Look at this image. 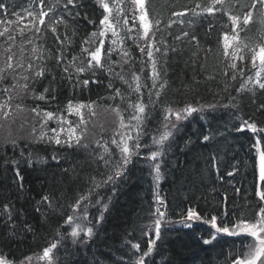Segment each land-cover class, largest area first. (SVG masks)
Masks as SVG:
<instances>
[{
    "label": "trees",
    "instance_id": "16d2710c",
    "mask_svg": "<svg viewBox=\"0 0 264 264\" xmlns=\"http://www.w3.org/2000/svg\"><path fill=\"white\" fill-rule=\"evenodd\" d=\"M51 2L53 0H49ZM207 2L208 0H146L150 18L161 21L155 40L166 41L169 46L166 56L157 54L165 88L159 90L158 98L155 95L151 97L156 104L154 110L149 105L151 119L147 123L148 134L142 138V143L149 147L140 148V154L134 156L128 164L123 178L118 179L114 185H107L100 190L101 197H96L102 198L108 208L104 211L102 223L95 226V235L86 245L73 244L69 236L71 229L64 221L67 215L74 214L72 205H75L80 195L87 193L90 178L100 179L99 174L104 171V165L98 159L103 152L99 145L103 144L99 141L87 147L82 145L69 149L47 143L46 140H28V135L27 138H16L9 135L4 137L1 133L0 253L6 258L19 263L26 257H38L42 255L44 247L60 241L61 237L67 239L54 249V264H132L135 257L141 254L131 248L132 244L139 243L142 251H147L149 239H155L144 234V228L153 212L155 185L147 157L150 149L157 150L152 144L151 136H156V130L161 128L165 107L180 109L187 104H236V108L218 107L214 111H207L202 114L206 117L204 120L200 119V115L193 114L181 123L180 131L175 133V140L161 165L162 178L158 186L166 218L179 220L181 213H186L189 207L197 209L208 219L216 215L219 226H223L221 221L231 226L240 217L251 219L255 216L258 204H264L258 202L255 195L258 171L253 144L256 137L250 131H235L233 125L239 127L243 119L251 118L260 127H264V112L260 111V105L264 104V89L254 86L249 88L252 91L236 92L249 75H238L236 80L231 79V70L227 68L231 61L223 56L221 45L223 33H231L227 16L220 12L213 15L203 13L198 17H194L191 12H187L184 17L172 15L173 12L195 8L197 3ZM230 2L235 4L236 0ZM250 2L251 0H240V3ZM0 3L8 8L3 16L11 20L16 18V13H27V10L33 8L39 10L38 0L35 4L33 0H0ZM83 3L85 8L80 9L81 15L87 11L98 25L102 9L94 0H83ZM246 10L239 9L241 13ZM45 19V25H38L42 32L27 34L35 46H43L44 59L36 63L47 69L43 77H36L27 83L29 87L26 91L30 95L23 96V99L27 104L30 102L31 108L39 105L42 109L61 112L67 102L72 100L74 103L99 104L110 108L120 105L122 109H127L128 102L138 98L136 94L129 95L128 85L119 79L113 82V88H109V74L99 69L95 76L91 72L80 76V79L98 80L99 83L90 82L87 86H77L70 82L63 71V65L58 66L56 63L60 44L48 27L51 21L47 17ZM170 23L169 28L167 26ZM73 27L71 21L67 31L64 25H59L58 34L61 39L65 34L71 35ZM260 29L257 12L246 30L240 33L241 39L246 35L253 36L256 37L254 42L259 44L263 39L258 36ZM95 30L87 21H79V31L68 45L70 51L66 54L65 63L72 56L80 54L83 39ZM182 32H188L190 36L176 40ZM191 35H195L197 40H191ZM128 46L132 48L131 56L135 63L124 65V72L129 80L131 71L142 77V83L146 87L140 98L148 103V88L152 85L149 79L151 68L146 67L141 73V64L147 61V57L142 60L137 48L132 44ZM173 47L175 51H171ZM27 57L23 53L26 65ZM249 61L250 55L244 62L237 61L241 67L247 65L246 73L250 72ZM114 70L120 71V64L116 63ZM225 71L229 73L227 76L224 75ZM75 79L73 72V80ZM45 88L49 90L45 94L46 99H35V95L43 93ZM114 88L124 92L127 97L125 103L121 104L119 97L113 99ZM232 97H235V101ZM124 114L127 117L128 113ZM209 130L217 135L212 141L202 145L199 139ZM6 138L16 139L18 146L13 148L11 144H6ZM189 138L192 142L186 144ZM211 154L220 158L219 171L206 163V157ZM29 156L31 164L28 162ZM5 160L9 163L6 164ZM13 160L18 162L22 180L16 176L17 166L11 163ZM229 172L233 175L229 176ZM44 196L49 197L51 207L47 202H42L41 198ZM6 204L11 206V220L9 214L3 211ZM76 211L80 214V209ZM87 211L88 219L95 221L101 209L89 205ZM26 225L31 227V231H28ZM209 236V228L200 224L191 228H162L156 250L151 258H146L147 264H153V261L155 264H227L231 259L229 252H235L242 240H250L243 236H223L209 245L203 244V239ZM78 239L82 241L85 237L81 235Z\"/></svg>",
    "mask_w": 264,
    "mask_h": 264
},
{
    "label": "snow or ice",
    "instance_id": "6c2138e0",
    "mask_svg": "<svg viewBox=\"0 0 264 264\" xmlns=\"http://www.w3.org/2000/svg\"><path fill=\"white\" fill-rule=\"evenodd\" d=\"M37 0H33L35 4ZM39 10L33 8L27 10V16L16 13V20L13 21L7 16H3V13L8 12V8L4 3H0V24H3V30H0V38H3L4 44L3 54L5 55L4 66L0 67V81L5 79V74L11 70L16 73V78L28 81L29 79H35L36 77H43L47 71L46 67L42 64L36 63V61L43 60L42 55L43 46H33L32 53L36 54L32 56L27 63V68H24L23 53L25 49L24 43L32 44V39L27 35L28 33H40L42 29L38 25H45L47 23L46 17L51 21L48 27L51 32L56 36V40L60 44L59 55L56 57V63L58 66L63 65V71L68 75L70 82H73L77 86H87L90 82L99 83L100 81H90L89 79H80V76L91 72L93 76L96 74V70H102L109 74L110 80L108 87L113 88V82L116 79L123 81L128 85V94H136L137 99L133 102H128L127 109H122L120 105H117L112 111L118 117V128L113 134L111 144L115 146V149L119 153L117 157L113 152L109 151L107 143L99 145L103 148V152L99 154L98 159L103 162L104 171L101 172L100 179L96 177L90 178L88 191L85 194L80 195L76 200L75 205H72V215H67L64 223L71 231L69 236L72 238L73 244L83 243L86 245L89 240L95 235V226L102 223L104 218V211L107 210L108 204L104 202L101 197V191L109 184H115L116 181L126 173L127 166L132 162L134 156H138L139 149L142 147H149L142 143L143 136L148 134L147 123L150 121V108H155V101L151 100V97L155 95L157 98L160 96V91L165 88V82L162 81V71L159 67L157 60V54L163 56L167 55L169 46L166 41H156V31L159 30L161 24L160 20L153 21L150 18V13L146 7V0H130V3H126V0H96V3L103 10L99 23L96 25L94 19H92L87 11L81 15L80 9L85 8L83 0H53L49 3V0H38ZM226 4L228 5L226 7ZM71 6V8L69 7ZM247 9L242 13L239 9ZM199 9L200 11H197ZM129 12H131V26ZM187 12H191L194 17H198L203 13L213 15L216 12H220L222 15L227 16L230 21L231 35L228 32H224L222 36L223 56L231 61L227 65V68L231 70V79L236 80L238 75L240 77L245 76L247 65L241 67L237 61L244 62L249 58L251 60V70H254V77L248 76L247 80L241 82L240 87L236 89L237 93H243L245 91H252L247 88L249 83L258 86L260 89H264V40H261L259 44L254 41L256 37L245 36L241 39L240 33L245 31L247 26L253 21L257 12L259 13V23L261 29L258 32V36L264 38V0H251L250 3H240V0H236L235 4H232L230 0H208L207 3H197L195 8L185 9L180 12H173V16L184 17ZM55 18V19H53ZM27 20L28 23L24 24ZM84 20L87 23L92 24L96 31L85 36L80 48V54L72 56L71 60L65 63L67 59V53L70 51L68 45L73 42V38L79 31V21ZM69 21L74 26L71 35L65 34L61 39L58 34V26L64 25L67 31ZM138 21V26L136 25ZM183 23V21H181ZM23 24V27H20ZM15 25V27H13ZM155 27V31H154ZM171 27V23L167 26ZM211 28V25H209ZM109 33L111 39L109 40ZM19 35L22 39L21 44V57L14 63L15 53L13 47L16 44V38ZM190 36L188 32H182L177 36L176 40H182ZM191 40H197L195 35H191ZM126 40H133L136 42L137 48L143 57L146 54L147 61H143L141 64L140 72L143 73L146 67L151 68V74L149 79L152 81V85L148 88V103L143 101V89L146 87L142 83V77L135 71H131V80H129L124 72V65L130 62L135 63L131 53L125 46ZM198 42V41H197ZM162 45V46H161ZM173 47L171 51H175ZM118 54L120 55V71H115L116 62L112 60V57ZM17 69H24V73H32L30 77L27 74H21L17 72ZM73 72L76 75V79L73 80ZM229 73L225 71L224 75ZM14 78V83L11 87L5 86L0 90L5 99L0 100V119H9L14 116L15 109L12 106L13 96L11 93L16 89L17 83ZM25 91L29 85L27 83L21 85ZM226 90V89H225ZM49 90L44 89L43 93L35 95L37 100H45L46 93ZM113 99L119 97L121 104L127 101V97L124 92L119 88L113 89ZM52 99H55L53 97ZM235 101V97H232ZM233 107L236 108V104L231 105H219L208 104L195 107L192 104H187L181 109H173L171 107H165L163 109L162 128L160 132L158 128L156 131L160 134L153 136L152 144L157 146V150H151L147 159L151 162V172L153 174L154 182L158 183L162 178L161 165L164 157L167 155L168 149L171 147L175 140V133L180 131L181 122L188 120L194 113H203L205 111H214L218 107ZM17 109H20V105H16ZM92 105H85L83 103H74L69 100L61 112H53L50 110L42 109L37 105L30 111L34 113L33 133L37 131L35 124L39 123V135L33 136V139L39 141H45L47 143H55L56 145L67 147L69 149L74 147H81L82 141L87 133V124L89 116L95 115L94 112H85V109H91ZM129 109L131 111H129ZM66 111L67 115L62 114ZM260 111L264 112V104L260 105ZM125 112L128 113L127 117ZM235 116V113H233ZM78 117V122H73L68 117ZM172 117L175 119L173 120ZM206 117L200 115V119L204 120ZM237 119H239L237 117ZM56 121L57 127H50V122ZM23 126V125H22ZM233 128L237 132L250 131L256 137L253 148L256 150V168L258 171V183L255 187V195L258 198V202H264V127H260L255 120L243 119L239 127L233 125ZM47 129V131L45 130ZM217 133H213L211 130L207 134H203L199 142L202 145H206L209 141H212ZM6 144H11L13 148L17 147V140L6 138L4 141ZM191 138L186 141V144H190ZM87 147V145H83ZM56 159V157H53ZM29 164L32 163L31 156L28 159ZM5 163H9L5 160ZM16 164L17 171L16 176L21 180L19 174L18 162L11 161ZM206 163L219 171L220 158L216 154H211L206 157ZM229 176L233 173L229 172ZM22 188V185H21ZM42 202H47L51 207L49 197L44 196L41 198ZM94 200V203H93ZM83 202V203H82ZM158 203H163L157 197ZM89 205L98 206L101 211L99 217L95 221L88 219L87 208ZM10 205H4L3 211L9 214V220H11ZM80 209V214H75L76 210ZM39 211V208H37ZM153 221L147 225V231L145 235H151L152 231L155 232V239H149L147 244V251H142L139 243H134L131 248L136 253H141L136 256L132 264H147L146 258H151L154 251L157 248V241L160 240L162 234V224L164 223L166 213L160 211L159 208L153 213ZM226 219V215H225ZM203 220L204 223L210 224L211 229L214 232L210 238L203 239V244L209 245L217 239L219 234H225L229 237L243 236L250 238L248 242L241 241V246L235 250V252H229L231 259L227 264H264V204H258V211L251 219L240 217L235 223L229 224L223 223V226H219L217 222V216L212 215L210 219L206 216H202L199 211L193 207H189L185 212L181 213L180 223L183 227L191 228L192 224ZM86 222V223H85ZM28 231H31V227L26 225ZM59 235V233H58ZM83 235L85 239L80 241L78 238ZM67 237H61L60 241L52 242L49 246L43 248L42 255L36 257L37 261H48V264H53V251L58 248V244L62 243ZM33 257H26L25 261L31 262ZM0 264H16L13 259L6 258V256L0 253ZM25 264V262H21ZM153 264L155 262L153 261ZM167 264V262H165Z\"/></svg>",
    "mask_w": 264,
    "mask_h": 264
},
{
    "label": "rangeland",
    "instance_id": "374dc122",
    "mask_svg": "<svg viewBox=\"0 0 264 264\" xmlns=\"http://www.w3.org/2000/svg\"><path fill=\"white\" fill-rule=\"evenodd\" d=\"M126 3H130V0H126ZM96 5H98V4L96 3ZM21 15L27 16V13H22ZM129 17H130V26H131V12H129ZM138 23L139 22L136 21L137 26H138ZM3 27H4V25L0 24V30H3ZM110 39H111V34L109 33V40ZM127 41H130V40H126L125 42H127ZM133 43L136 44V42H133ZM1 44L2 45H5V44L0 42V67H3L4 62H5V55L3 54V47H5V46H2ZM137 49L139 51V48H137ZM13 52L15 53V58H16V59H14V63H15V62H17V59L21 57V46L19 45V46L15 47V45H14ZM120 59H121V57L118 54H115L112 57V60L118 64L120 62ZM250 63H251V61H250ZM25 67H27L26 63H24V68ZM17 72H19L21 74H27L30 77L32 76V73H24V69H17ZM251 76L254 77V70H252ZM14 78H16V73L9 70L5 74V79L0 81V90H2L5 86L11 87L12 84L14 83ZM31 80L32 79H29L28 81H24L23 79L16 78L17 87L11 93V95L13 96L11 103H12L13 108L15 109V114L13 117H11L7 120L0 119V135H1V133H3L4 137L9 135V136H14L16 138H18V137L27 138L26 135H28V137H29L28 140H36V139H33L32 137L39 135V127H40L39 123L35 124L37 131L35 133H33L34 113H32L30 111L31 110L30 102H28V104H27V102H24V99H23V96L30 95V93L28 94V92L25 91L24 89H22V87H21V85L28 83ZM247 86H253V84L249 83ZM3 99H5V97L2 94H0V100H3ZM16 105H20L21 108L17 109ZM86 105H88V104H86ZM91 105H92V108L91 109H85V112L87 113V112L91 111V112H94L95 115L87 117L89 122L86 126L87 127V133H86V135L82 141V145L99 143V141H101V140H109L111 142V140L113 138V134L118 128V117L115 115V113L112 111L111 108H105V107H102L98 104H91ZM64 115H67L66 111H64ZM68 119H70L73 122H78L79 118L76 116H70V117H68ZM172 119L174 120L175 118L172 117ZM57 126L58 125H57L56 121L50 122V127H57ZM45 130L47 131V129H45ZM162 131H163V129H162ZM118 156H119V153H118ZM153 196H154V198H153L154 212L156 211L157 208H159L160 211H162V204L157 202V197L161 201L157 188L154 189ZM75 214H78V212L76 211ZM153 219H154V217L152 215V218H151V221L149 222V224L152 223ZM170 224L171 223L166 222L164 220V223L162 224V226H166V225H170ZM180 225H182V224L180 222H178L174 226H180ZM146 231H147V228L145 229V232ZM151 235H153V236L155 235L154 230L152 231ZM22 262H25V264H48V261H37L36 257H34L31 260V262H27L25 260ZM16 264H21V262L16 263Z\"/></svg>",
    "mask_w": 264,
    "mask_h": 264
},
{
    "label": "bare ground",
    "instance_id": "6f19581e",
    "mask_svg": "<svg viewBox=\"0 0 264 264\" xmlns=\"http://www.w3.org/2000/svg\"><path fill=\"white\" fill-rule=\"evenodd\" d=\"M128 45H130L129 43H127L125 46L127 47V49L129 50V48H131V47H129ZM129 47V48H128ZM130 53H133V51H132V48H131V51H129ZM138 55H141V54H138ZM25 68H27V67H25ZM76 76V75H75Z\"/></svg>",
    "mask_w": 264,
    "mask_h": 264
}]
</instances>
